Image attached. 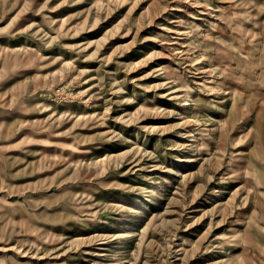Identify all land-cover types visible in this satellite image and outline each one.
Here are the masks:
<instances>
[{"label":"rangeland","instance_id":"obj_1","mask_svg":"<svg viewBox=\"0 0 264 264\" xmlns=\"http://www.w3.org/2000/svg\"><path fill=\"white\" fill-rule=\"evenodd\" d=\"M0 264H264V0H0Z\"/></svg>","mask_w":264,"mask_h":264}]
</instances>
